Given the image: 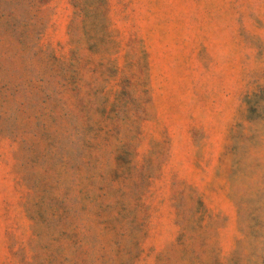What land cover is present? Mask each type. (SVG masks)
<instances>
[{
    "label": "rangeland",
    "instance_id": "374dc122",
    "mask_svg": "<svg viewBox=\"0 0 264 264\" xmlns=\"http://www.w3.org/2000/svg\"><path fill=\"white\" fill-rule=\"evenodd\" d=\"M0 264H264V0H0Z\"/></svg>",
    "mask_w": 264,
    "mask_h": 264
}]
</instances>
